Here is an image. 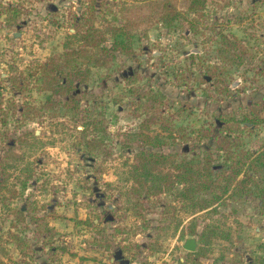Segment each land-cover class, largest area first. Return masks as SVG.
Returning a JSON list of instances; mask_svg holds the SVG:
<instances>
[{
	"label": "rangeland",
	"instance_id": "obj_1",
	"mask_svg": "<svg viewBox=\"0 0 264 264\" xmlns=\"http://www.w3.org/2000/svg\"><path fill=\"white\" fill-rule=\"evenodd\" d=\"M143 1L0 0L2 264H264L258 199L231 197L199 208L177 196L182 185L167 192L147 191L151 182L141 188L131 168L136 149H120L115 139L107 141L112 152L106 156L79 146L82 131L101 133L83 130L84 117L111 133L140 131L137 98L151 89L165 95L164 105L186 138L167 139L162 150L199 157L213 139H201L198 129L213 124L217 134L215 115L240 117L264 97V0H214L202 18L189 14L196 33L185 21L168 27L149 15L132 35V57L118 55L110 68L90 66L89 81L78 85L84 93L79 113L63 108L24 113L22 103L38 107L46 96L33 89L27 74L65 50L78 17L92 15L104 28L121 21L124 7ZM219 33L241 40L252 56L228 69L224 94L208 81L200 83V77L209 78L208 66L219 64L214 52ZM195 53L200 57L192 59ZM130 75L135 78L127 83ZM156 133L165 134L153 125L151 134ZM241 135L243 145L253 149L264 143V124L244 127ZM15 209L24 211L23 219ZM190 238L194 251L183 247Z\"/></svg>",
	"mask_w": 264,
	"mask_h": 264
},
{
	"label": "trees",
	"instance_id": "obj_2",
	"mask_svg": "<svg viewBox=\"0 0 264 264\" xmlns=\"http://www.w3.org/2000/svg\"><path fill=\"white\" fill-rule=\"evenodd\" d=\"M211 4H214V0H144L140 5L124 7L121 21H115L104 28L93 23L92 15L78 17L72 26L73 32L67 34L65 50L36 63L27 74L31 78L33 89L46 96L38 107L22 103L24 113L59 108L79 113L80 99L84 93L78 90V85L89 81L90 66L110 68L118 55L132 57V35L139 27L140 20L154 15L168 27H180L185 21L196 33L197 27L192 19H188L189 14L202 18ZM10 8L12 7L7 8L9 13L12 11ZM214 43L215 58L219 60V64L209 65L211 70L205 73L209 78L205 80L200 77V83L208 81L212 88L224 94L229 88L223 77L227 76L228 69L241 66L252 56L247 46L234 36L219 33ZM190 57L193 59L200 56L195 53L190 54ZM134 78L135 75H130L125 80L128 83ZM135 90L138 91L139 88ZM206 95L210 96V93ZM164 98L163 93L151 89L138 96L137 103L142 117L140 131L111 133L101 127L98 121L84 117L83 130L91 127L101 133L90 136L82 131L83 141L79 142V146L88 154L100 153L106 156L112 152L107 141L115 139L120 149H136L131 168L133 178L141 188L146 186V182H151V185L146 186L147 191L155 187L158 192H167L176 185H182L176 190L177 196L199 208L221 204L225 198L251 195L259 200V210L264 215V143L249 149L241 140L244 127L264 124V97L252 103L240 117L230 112L215 115L214 121L219 124L217 134H213V124L198 129L197 134L201 139H213L212 146L203 150L199 157L162 150L169 141L175 143L186 140L180 132L181 127H176L174 113H170L168 106L164 105ZM153 125H157L165 133L164 136L160 133L152 135ZM3 161L0 160L2 167ZM14 213L17 218L23 219V210L15 209ZM217 233L214 229L212 234L218 236ZM39 236L40 233H37L35 238L38 239ZM13 237L21 243L16 234ZM23 245L26 246L25 243ZM190 254L195 255L196 252ZM2 263L0 259V264Z\"/></svg>",
	"mask_w": 264,
	"mask_h": 264
},
{
	"label": "water",
	"instance_id": "obj_3",
	"mask_svg": "<svg viewBox=\"0 0 264 264\" xmlns=\"http://www.w3.org/2000/svg\"><path fill=\"white\" fill-rule=\"evenodd\" d=\"M188 251H194L196 248V242L193 238L187 239L183 245Z\"/></svg>",
	"mask_w": 264,
	"mask_h": 264
}]
</instances>
